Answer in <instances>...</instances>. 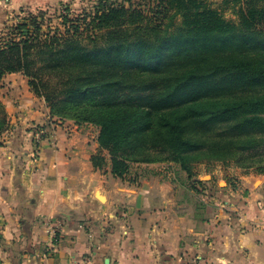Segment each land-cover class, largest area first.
I'll list each match as a JSON object with an SVG mask.
<instances>
[{"label":"trees","instance_id":"obj_1","mask_svg":"<svg viewBox=\"0 0 264 264\" xmlns=\"http://www.w3.org/2000/svg\"><path fill=\"white\" fill-rule=\"evenodd\" d=\"M223 2L238 22L203 0H88L56 25L28 11L0 33V81L22 72L51 117L98 126L116 176L163 161L264 173V0Z\"/></svg>","mask_w":264,"mask_h":264},{"label":"crops","instance_id":"obj_2","mask_svg":"<svg viewBox=\"0 0 264 264\" xmlns=\"http://www.w3.org/2000/svg\"><path fill=\"white\" fill-rule=\"evenodd\" d=\"M55 1L0 0V12ZM0 99V264H264V173L163 161L119 177L99 127L51 117L22 72L3 77ZM34 125L47 130L39 146Z\"/></svg>","mask_w":264,"mask_h":264},{"label":"rangeland","instance_id":"obj_3","mask_svg":"<svg viewBox=\"0 0 264 264\" xmlns=\"http://www.w3.org/2000/svg\"><path fill=\"white\" fill-rule=\"evenodd\" d=\"M204 2L209 3L213 8H216L220 11V13L228 20L238 22L239 21V9L240 5H228L223 2V0H203ZM88 0H56L54 3H48L44 6L46 10H49V14L53 15V20L52 24L56 25L58 23V18L57 15L54 13L56 12L57 9H62L65 5H69L74 12L80 13L81 10L87 6ZM12 9H8V12L4 14V12H0V33L1 32H7L8 27L12 26L13 24L17 23L19 20V17L23 15L24 13L27 14L29 12H35V9H30L26 11H14L11 12ZM49 16V15H48ZM50 17V16H49ZM44 30H47V26L45 25ZM237 55H244V53H236ZM173 162V161H171ZM209 162H218V161H202L198 163H194L192 166V172L195 167L198 166L199 163H209ZM177 163V162H176ZM136 164V163H134ZM179 164V163H177ZM225 164H234L233 162L231 163H225ZM133 165V164H132ZM236 165V164H234ZM241 168V167H240Z\"/></svg>","mask_w":264,"mask_h":264},{"label":"built area","instance_id":"obj_4","mask_svg":"<svg viewBox=\"0 0 264 264\" xmlns=\"http://www.w3.org/2000/svg\"><path fill=\"white\" fill-rule=\"evenodd\" d=\"M10 1L11 0H3V2H5V3H9ZM32 131H33L34 141H35L36 145L39 146L40 142L45 138V134H46L47 130L40 125H34L32 127ZM52 139H53V136L50 138V141H52ZM61 225H62V222L58 221L57 224L52 227V234L54 235V237L59 236V233L61 232V229H62Z\"/></svg>","mask_w":264,"mask_h":264}]
</instances>
